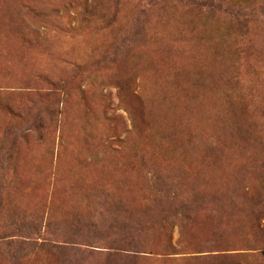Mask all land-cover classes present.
Masks as SVG:
<instances>
[{
    "label": "rangeland",
    "instance_id": "1",
    "mask_svg": "<svg viewBox=\"0 0 264 264\" xmlns=\"http://www.w3.org/2000/svg\"><path fill=\"white\" fill-rule=\"evenodd\" d=\"M0 264H264V0H0Z\"/></svg>",
    "mask_w": 264,
    "mask_h": 264
}]
</instances>
